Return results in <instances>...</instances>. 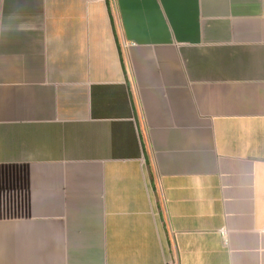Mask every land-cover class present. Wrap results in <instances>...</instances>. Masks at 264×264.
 Here are the masks:
<instances>
[{
	"label": "crops",
	"instance_id": "obj_1",
	"mask_svg": "<svg viewBox=\"0 0 264 264\" xmlns=\"http://www.w3.org/2000/svg\"><path fill=\"white\" fill-rule=\"evenodd\" d=\"M0 264H264V0H0Z\"/></svg>",
	"mask_w": 264,
	"mask_h": 264
},
{
	"label": "built area",
	"instance_id": "obj_2",
	"mask_svg": "<svg viewBox=\"0 0 264 264\" xmlns=\"http://www.w3.org/2000/svg\"><path fill=\"white\" fill-rule=\"evenodd\" d=\"M220 234H221V236H222L224 242H226V240H227V233H226V230L222 229V230L220 231Z\"/></svg>",
	"mask_w": 264,
	"mask_h": 264
}]
</instances>
